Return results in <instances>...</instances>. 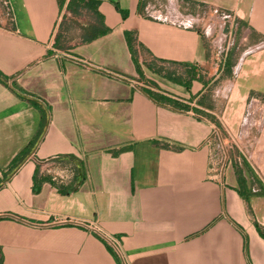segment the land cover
I'll use <instances>...</instances> for the list:
<instances>
[{"label": "crops", "instance_id": "crops-1", "mask_svg": "<svg viewBox=\"0 0 264 264\" xmlns=\"http://www.w3.org/2000/svg\"><path fill=\"white\" fill-rule=\"evenodd\" d=\"M150 1L0 0L2 264H264V0Z\"/></svg>", "mask_w": 264, "mask_h": 264}, {"label": "rangeland", "instance_id": "rangeland-1", "mask_svg": "<svg viewBox=\"0 0 264 264\" xmlns=\"http://www.w3.org/2000/svg\"><path fill=\"white\" fill-rule=\"evenodd\" d=\"M149 2L150 0H144ZM164 1V0H163ZM152 0L150 3L152 4ZM155 2V1H154ZM161 2V1H159ZM166 4L169 2L164 1ZM163 6H165V3ZM158 6V4H156ZM167 8V7H166ZM151 11V10H150ZM153 9L151 11V14ZM169 15H166L168 20L175 21L177 20V7L175 2H170V8H168ZM188 12H183V14H187ZM189 21L188 24H192L193 27H196L202 34L209 49L213 50L217 59H219L220 55H218V51L226 50L228 48H234L236 44L234 30L233 28H229V24H225L224 21L219 17L218 14L213 13L206 7H199L198 10H195L193 13V19H186ZM231 31V32H230Z\"/></svg>", "mask_w": 264, "mask_h": 264}, {"label": "built area", "instance_id": "built-area-1", "mask_svg": "<svg viewBox=\"0 0 264 264\" xmlns=\"http://www.w3.org/2000/svg\"><path fill=\"white\" fill-rule=\"evenodd\" d=\"M215 13L218 14L217 12ZM220 16H223V15H220ZM108 74L112 76H116L110 72H108ZM116 77L123 79V77H120V76H116ZM211 160H214L213 156H211ZM74 176H75V168L72 167L71 165H66L61 169L60 173L53 175L52 180L54 182H59L63 184L65 182L70 181Z\"/></svg>", "mask_w": 264, "mask_h": 264}, {"label": "trees", "instance_id": "trees-1", "mask_svg": "<svg viewBox=\"0 0 264 264\" xmlns=\"http://www.w3.org/2000/svg\"><path fill=\"white\" fill-rule=\"evenodd\" d=\"M0 264H2L1 260H0Z\"/></svg>", "mask_w": 264, "mask_h": 264}]
</instances>
